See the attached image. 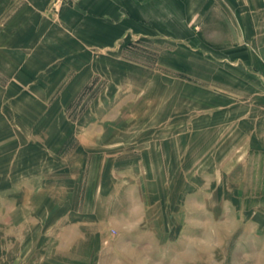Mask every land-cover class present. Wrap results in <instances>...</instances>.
I'll use <instances>...</instances> for the list:
<instances>
[{
	"label": "rangeland",
	"instance_id": "rangeland-1",
	"mask_svg": "<svg viewBox=\"0 0 264 264\" xmlns=\"http://www.w3.org/2000/svg\"><path fill=\"white\" fill-rule=\"evenodd\" d=\"M213 4L106 39L0 0V264H264V0Z\"/></svg>",
	"mask_w": 264,
	"mask_h": 264
},
{
	"label": "crops",
	"instance_id": "crops-1",
	"mask_svg": "<svg viewBox=\"0 0 264 264\" xmlns=\"http://www.w3.org/2000/svg\"><path fill=\"white\" fill-rule=\"evenodd\" d=\"M20 1V0H19ZM26 6L44 7L53 0H21ZM213 0H79L63 5L59 16L94 38L148 37L156 31L168 38L187 37L189 24L209 21ZM185 28V29H183Z\"/></svg>",
	"mask_w": 264,
	"mask_h": 264
},
{
	"label": "built area",
	"instance_id": "built-area-1",
	"mask_svg": "<svg viewBox=\"0 0 264 264\" xmlns=\"http://www.w3.org/2000/svg\"><path fill=\"white\" fill-rule=\"evenodd\" d=\"M79 0H53L52 1V8L51 10H57L63 5H74L78 2Z\"/></svg>",
	"mask_w": 264,
	"mask_h": 264
}]
</instances>
